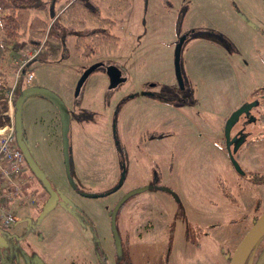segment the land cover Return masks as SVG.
Listing matches in <instances>:
<instances>
[{"label":"rangeland","instance_id":"374dc122","mask_svg":"<svg viewBox=\"0 0 264 264\" xmlns=\"http://www.w3.org/2000/svg\"><path fill=\"white\" fill-rule=\"evenodd\" d=\"M45 1L49 14L41 15L49 24L43 39L46 45L28 71L34 73L32 86L56 94L70 112L68 163L57 108L41 94L25 97V139L49 181V190L57 196V206L42 217L47 196L38 190L41 200L35 192L32 205L14 207L16 221L5 228L12 239L8 250L13 264H229L227 258L264 213L263 179H249L253 172L264 175L263 0H130V9L117 17L97 0L101 17L115 22L110 31L118 37L119 46L85 61L75 51L73 37L60 42L51 39L52 14H59L65 0ZM212 30L226 34L235 44L230 45L227 56L212 37ZM189 31L195 33L182 46L181 63L187 81L196 85V100L203 109H189L187 117L194 125L204 120L209 128L217 129V150L207 141L198 144L186 137L188 120L181 121L184 127L164 126V109L155 107L135 115L132 112L139 108V99L129 101L117 115L122 145L128 148L131 128L138 131L147 122H153L156 130L175 129L178 138L151 145L159 168L148 173L140 169L138 176L127 173L125 183L116 191L122 173L113 149L111 118L104 122L101 117L117 95L109 91L105 71L98 69L75 97L81 67L100 60L120 67L129 78L122 85L124 95L134 90L135 83L139 86L148 80L158 85V92L171 91L170 86L177 83L175 49ZM29 48L27 41L20 39L9 45L2 57L0 47L1 71L4 67L11 71L21 52ZM13 77L11 72L8 81ZM25 86L21 84L18 92ZM244 98L245 104L256 101L260 106L245 118V152L239 158L229 157L219 131L228 109ZM6 124L0 121V128ZM170 152L175 157L173 167L167 158ZM232 157L239 170L245 171V182ZM150 174L152 181L169 185L174 196L158 194L161 198L136 210L135 218L130 203L111 217L118 198ZM148 217L155 232L140 237ZM155 243L168 247L153 249ZM1 254L5 257L4 251Z\"/></svg>","mask_w":264,"mask_h":264},{"label":"flooded vegetation","instance_id":"af4514ba","mask_svg":"<svg viewBox=\"0 0 264 264\" xmlns=\"http://www.w3.org/2000/svg\"><path fill=\"white\" fill-rule=\"evenodd\" d=\"M212 37L216 41H218L220 48L222 51L225 52V55L227 56V51H230L231 47L230 45H234L233 41L226 35L220 32H217L215 30L210 31ZM195 32H188L184 36V43H186L189 40V37L194 35ZM183 43V44H184ZM231 43V44H230ZM183 46V45H182ZM216 49L218 47L217 44L213 45ZM182 51V50H181ZM236 54H239V51L236 52ZM235 54V55H236ZM96 63H102V67L99 69H103L105 71L106 67L108 66L107 63L104 61H98ZM92 64V65H93ZM245 64V63H244ZM90 65V66H92ZM112 65V64H109ZM90 66L85 67L84 69L81 70V76L84 73L86 69H88ZM117 67L121 73L122 77L126 78L127 80L129 79L126 75V73L120 69V67L114 65ZM174 72H175V66H174ZM94 73V72H93ZM180 74H181V81L179 82L176 73H175V78L177 80V83L175 86H170L169 89L171 91H159L158 92V85L153 83L152 81H142L140 85L138 86L135 83L134 90H130V93L124 95L121 94V89L122 85H119L117 88L112 89L109 91L114 92V95L116 96L114 98L115 103L110 107V102L108 103L109 106L105 108V115L104 117L102 116L101 119L105 122V120L109 121L111 118V128H112V142H113V149L116 151L118 154V159H119V164L121 168V177H120V183L119 187L116 191H119V189L123 186L127 179V173H133L134 175L138 176V171H142L144 173H148V171L153 168H159V164L157 160L154 159L153 152L151 148V145L153 144H159V143H165L168 141H176L178 138V132H175V129H166V130H156L154 129V124L152 125L153 122H147L146 124L142 125L140 129L137 131H133L131 128V137L129 139L128 143V148L125 145L121 144V140L119 137V132H118V121H117V115L123 110V108L127 105L129 101H135L139 99V104L137 105L139 108L132 113H135L137 115L138 113L143 112L147 113V111L153 110L155 107L156 109L158 107L164 109L166 111L164 117H166V121L164 123V126H170L174 124L175 127H184L185 124L181 121H186L188 120L187 115H189V109L190 110H201L203 108H200L199 106V101L196 100V95H197V89L195 84H190L184 73H183V68H182V63H181V56H180ZM80 76V77H81ZM91 76V75H90ZM127 82V81H126ZM125 82V83H126ZM81 92V90H80ZM79 92V95H80ZM78 97V96H77ZM245 97V95H244ZM263 99H264V87H263ZM255 103V106L252 109H255L258 105L260 104L256 101L251 102ZM250 103V104H251ZM245 98L241 100V102L237 103L235 107L228 109L229 111L225 116L223 117V124L221 126V129L219 133L221 132V135L224 136V149L227 151V153L235 156L236 158H239L240 155L245 152V142L247 138V133L245 132V118L250 116L251 111L245 115V112L239 116L237 122L235 125L232 127L230 131V140L229 143L227 144V141L225 139V126L227 121L230 119V117L237 111L245 108ZM68 109V108H67ZM186 111V112H185ZM69 112V110H68ZM82 112L87 113L88 111H85L82 109ZM91 112V111H90ZM199 113V112H198ZM58 116L59 112H58ZM209 116H211L209 114ZM69 117H70V112H69ZM255 119L254 117L250 118V120ZM254 121V120H253ZM60 123H61V118H60ZM177 125V126H176ZM197 126L199 128H197ZM186 127L190 129V131L186 134V137L190 138L192 137L194 142H197L198 144H201L202 141H207L211 147L217 150V147L215 145L216 138H217V129L214 128H209L208 125L206 124V121L203 120L200 121V125H194L192 122L190 123V120H188V124H186ZM61 128H62V123H61ZM21 138H22V143H23V149L20 148L17 140V145L22 153L23 157V171H24V176L28 182V188L35 194L37 192V198L40 199L38 195V190H41L44 194V196H47L46 201L42 204V206L45 207L46 203L48 200L52 197V192L49 190L50 184L49 181L47 180L46 176L44 175L41 167L36 163L32 152L30 151L29 145L25 139V131L23 129V125L20 130ZM17 136V135H16ZM125 136V135H124ZM209 136H213L211 139ZM109 137V135H108ZM191 139V138H190ZM127 140V139H126ZM197 152H201V150H198ZM156 153H159L156 152ZM171 155L167 156L168 159H170L168 162L172 167L175 164L174 161V153L170 152ZM216 153V152H215ZM123 159V160H122ZM254 174L249 176V179L251 180H256V178L262 176L260 174H256V172H253ZM252 174V173H251ZM240 177L243 179L245 182V171L244 172H239ZM145 177V175H142ZM151 176L153 175L150 174V176L147 175V179L143 178L140 180V184L137 185L136 187L130 188L128 192H124L122 196L118 198V201L115 205V207H118L119 204L121 206L117 209L116 212H113L111 214V217H116L117 214L121 212V209H123V205L129 204L130 205V210H132V215L135 218L136 210H139L142 207H147L151 201H153V198H156V201L161 198L160 195L166 194L168 196H174L173 194V189L162 182H154L151 180ZM253 177V178H252ZM248 179V180H249ZM254 183V182H253ZM257 184L258 186H261L260 183H254ZM118 193V192H115ZM160 194V195H158ZM145 197V200L143 199V196ZM41 200V199H40ZM260 198H258V201ZM144 201L145 206H144ZM261 202L259 201L258 204ZM152 205V204H151ZM57 206V202L55 207ZM114 207V209H115ZM152 208V206H150ZM44 210V209H43ZM43 210L40 214H43ZM147 210V209H146ZM135 213V214H134ZM151 212L147 211L148 216L150 217ZM163 213V211H162ZM147 218L148 221L152 220L150 218ZM159 220L156 221L158 223ZM164 221V219H163ZM12 240L11 237L6 233L5 229L0 226V246L5 249H9L8 242Z\"/></svg>","mask_w":264,"mask_h":264},{"label":"trees","instance_id":"16d2710c","mask_svg":"<svg viewBox=\"0 0 264 264\" xmlns=\"http://www.w3.org/2000/svg\"><path fill=\"white\" fill-rule=\"evenodd\" d=\"M99 1L107 5L108 11L113 17L122 15L131 7L130 0ZM41 13L49 14L48 4L45 0H0L2 56L9 51V45L20 39H25L29 47L40 48V52L44 49L46 44L43 39L49 24ZM52 18L54 20L50 29L53 30L54 37L52 36L51 39L60 42L68 37H73L74 49L84 61L118 49L119 39L110 31L115 22L112 19L101 17L97 0H65L64 8L59 11V14L54 12ZM91 24L96 26L91 27ZM10 83L8 78L0 73V97L4 96ZM21 95L22 93L17 92L15 104ZM15 113L16 109L14 108V120ZM261 178L264 183V175L260 176ZM261 245H263L262 249L257 251ZM2 251H4L5 257L2 256ZM230 259L231 257H228L227 261L230 262ZM13 261L14 258L9 250L0 246V264H13ZM245 264H264V238L256 245Z\"/></svg>","mask_w":264,"mask_h":264},{"label":"built area","instance_id":"2783aa9c","mask_svg":"<svg viewBox=\"0 0 264 264\" xmlns=\"http://www.w3.org/2000/svg\"><path fill=\"white\" fill-rule=\"evenodd\" d=\"M40 48L24 50L20 60L13 64V79L7 87L4 98L10 114V122L0 128V226L6 228L16 221L14 207L25 208L34 203V193L28 188L23 171V157L17 145L14 124L16 94L21 84L30 87L34 73L28 71L36 60Z\"/></svg>","mask_w":264,"mask_h":264},{"label":"water","instance_id":"95a60500","mask_svg":"<svg viewBox=\"0 0 264 264\" xmlns=\"http://www.w3.org/2000/svg\"><path fill=\"white\" fill-rule=\"evenodd\" d=\"M183 43H184V37L180 39L175 49V53H174L175 73H176V76L179 82L181 81L180 56H181V50H182ZM102 65H103L102 63H96L84 71V73L82 74V76L80 77L77 83V86L75 89V97L79 95L80 90L82 89L84 83L90 77V75L96 70H98L100 67H102ZM105 73L108 77L110 90L117 88L119 85L124 84L127 81L126 78L122 77L121 71L114 65H108L105 69ZM32 94H41L45 96L57 108L60 118H61V123H62V133H63L62 136H63V142H64L63 153H64L65 161L66 163H68L67 129L69 126V112H68V109L65 103L56 94L46 89H41L38 87H30L24 90L22 92L21 97H19L16 101L15 129H16L17 140H18V144L20 148L21 149L24 148L23 143H22L21 134H20L21 132L20 130L22 127V105H23L24 98ZM254 106H255V103L245 105V108L235 112L230 117V119L227 121L226 126H225V133H224L227 144L229 143V140H230L229 139L230 131L232 127L235 125V123L237 122L239 116H241V114L244 112H245V115L248 114ZM231 161L235 169L238 172H241L236 162L234 161V158ZM56 202H57V196H55V194H52V197L48 200V202L46 203L44 207L42 217H44L48 212H50L51 210L55 208ZM120 206L121 204L118 205L115 212ZM262 238H264V213L255 221L252 228L244 236V238L242 239V241L236 248L235 252L233 253L229 264H245L249 255L253 252L256 245L259 243V241Z\"/></svg>","mask_w":264,"mask_h":264},{"label":"crops","instance_id":"0c3cea01","mask_svg":"<svg viewBox=\"0 0 264 264\" xmlns=\"http://www.w3.org/2000/svg\"><path fill=\"white\" fill-rule=\"evenodd\" d=\"M10 66L11 65H9V67ZM9 67H7V68H9ZM4 68H2V71H3L2 72L1 71V65H0V73H3L5 75V77L9 79V76H10V73L12 72V70L11 71H10V69L9 70H7V69L4 70ZM6 73H7V75H6ZM32 87H36V86L33 85ZM0 121L2 123L5 122L7 124L10 122V114H9V110H8V107H7L6 100H5L4 96L3 97H0ZM147 221L148 220L146 219V223H145V225L143 227V231H142V233L140 232V235H141L140 237L147 238V236H150V234H152V232H155L154 229H152V227L149 224L151 221H148V223H147ZM138 237H139V235H138ZM159 244H161V243H158V244L155 243L152 246V248L153 249H155V248L163 249V248H167L168 247V245H166V243H162L161 245H159Z\"/></svg>","mask_w":264,"mask_h":264}]
</instances>
